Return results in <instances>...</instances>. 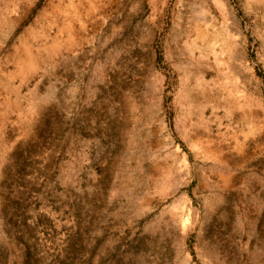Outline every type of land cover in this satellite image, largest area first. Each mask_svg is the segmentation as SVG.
Masks as SVG:
<instances>
[{"label": "rangeland", "instance_id": "1", "mask_svg": "<svg viewBox=\"0 0 264 264\" xmlns=\"http://www.w3.org/2000/svg\"><path fill=\"white\" fill-rule=\"evenodd\" d=\"M0 264H264V0H0Z\"/></svg>", "mask_w": 264, "mask_h": 264}, {"label": "bare ground", "instance_id": "2", "mask_svg": "<svg viewBox=\"0 0 264 264\" xmlns=\"http://www.w3.org/2000/svg\"><path fill=\"white\" fill-rule=\"evenodd\" d=\"M199 29H200V28H199ZM199 32H200V31H199ZM199 32H198V33H199ZM201 32H202V30H201Z\"/></svg>", "mask_w": 264, "mask_h": 264}]
</instances>
